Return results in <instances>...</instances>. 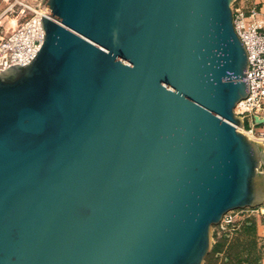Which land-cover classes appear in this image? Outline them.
<instances>
[{
	"label": "water",
	"instance_id": "obj_1",
	"mask_svg": "<svg viewBox=\"0 0 264 264\" xmlns=\"http://www.w3.org/2000/svg\"><path fill=\"white\" fill-rule=\"evenodd\" d=\"M235 1H42L38 54L0 74V264H203L264 202Z\"/></svg>",
	"mask_w": 264,
	"mask_h": 264
},
{
	"label": "built area",
	"instance_id": "obj_2",
	"mask_svg": "<svg viewBox=\"0 0 264 264\" xmlns=\"http://www.w3.org/2000/svg\"><path fill=\"white\" fill-rule=\"evenodd\" d=\"M43 0H0V74L14 64L25 65L38 54L44 41ZM234 25L243 41L249 58L247 69L249 96L235 107V113L242 118L240 131H247L264 140V30L259 24L260 12L253 8L246 11L236 7ZM10 18L17 20V26L8 31ZM264 142V141H263ZM222 224L233 222L230 214L223 216Z\"/></svg>",
	"mask_w": 264,
	"mask_h": 264
},
{
	"label": "rangeland",
	"instance_id": "obj_3",
	"mask_svg": "<svg viewBox=\"0 0 264 264\" xmlns=\"http://www.w3.org/2000/svg\"><path fill=\"white\" fill-rule=\"evenodd\" d=\"M236 1L233 4V11L236 8ZM233 217V222L229 225H223L221 222L214 224L211 229V249L203 264H250L255 258H259V264L264 255V244L260 241L258 235L254 239L251 233L245 231L244 225L247 219L251 218L256 221L257 225L259 221L264 222V202L257 207H246L235 209L227 212ZM225 214V215H226ZM224 239L223 250L220 253L213 252V247L219 240ZM256 241L255 249L252 242ZM234 247V249H232ZM236 247V248H235ZM234 251L237 252V256L234 255ZM252 258L253 261H250Z\"/></svg>",
	"mask_w": 264,
	"mask_h": 264
},
{
	"label": "crops",
	"instance_id": "obj_4",
	"mask_svg": "<svg viewBox=\"0 0 264 264\" xmlns=\"http://www.w3.org/2000/svg\"><path fill=\"white\" fill-rule=\"evenodd\" d=\"M236 2V7L243 8L248 12L256 8L260 12L258 19L259 24L264 30V0H237ZM260 171L264 173V164L261 165ZM257 230L260 241L264 244V222H258ZM261 264H264V255L261 259Z\"/></svg>",
	"mask_w": 264,
	"mask_h": 264
},
{
	"label": "trees",
	"instance_id": "obj_5",
	"mask_svg": "<svg viewBox=\"0 0 264 264\" xmlns=\"http://www.w3.org/2000/svg\"><path fill=\"white\" fill-rule=\"evenodd\" d=\"M246 221H247L246 223H248V225H244V229H245V231L251 233V235L255 239L257 237V223L255 220H253L251 218L247 219ZM224 242H225L224 239L219 240L218 243H216V245L213 247V252L220 253L223 250ZM255 244H256V241H253L252 242L253 248H251L250 250L255 249ZM232 249H234V247ZM234 255L235 256L238 255L236 251H234ZM250 261H253L252 258L250 259ZM250 264H259V258L258 257L255 258L254 261L251 262Z\"/></svg>",
	"mask_w": 264,
	"mask_h": 264
},
{
	"label": "bare ground",
	"instance_id": "obj_6",
	"mask_svg": "<svg viewBox=\"0 0 264 264\" xmlns=\"http://www.w3.org/2000/svg\"><path fill=\"white\" fill-rule=\"evenodd\" d=\"M16 26H17V20L15 18H10L8 20L6 28L8 29V31H10V30H13L14 28H16ZM242 132L245 133L247 136H249L251 139L258 138L255 135H253V134H251V133H249V132H247L245 130H243ZM258 139L261 140L262 143L264 144V142H263L264 140L263 139H261V138H258Z\"/></svg>",
	"mask_w": 264,
	"mask_h": 264
}]
</instances>
